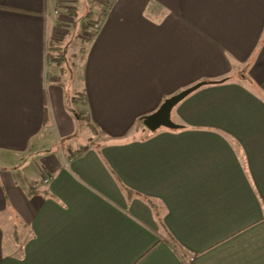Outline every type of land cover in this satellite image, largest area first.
<instances>
[{
	"label": "crops",
	"instance_id": "0c3cea01",
	"mask_svg": "<svg viewBox=\"0 0 264 264\" xmlns=\"http://www.w3.org/2000/svg\"><path fill=\"white\" fill-rule=\"evenodd\" d=\"M62 3L0 0V264H264V0Z\"/></svg>",
	"mask_w": 264,
	"mask_h": 264
},
{
	"label": "water",
	"instance_id": "95a60500",
	"mask_svg": "<svg viewBox=\"0 0 264 264\" xmlns=\"http://www.w3.org/2000/svg\"><path fill=\"white\" fill-rule=\"evenodd\" d=\"M225 81V80H224ZM224 81L220 82H201L192 87H189L182 92L166 99L161 107L148 116H144L142 118L144 126L151 132H157L158 130L165 128L169 130H178L182 127L176 124L172 119V112L176 106H178L182 101H184L187 97L191 94L199 90L200 88L210 84L216 85L223 83Z\"/></svg>",
	"mask_w": 264,
	"mask_h": 264
},
{
	"label": "rangeland",
	"instance_id": "374dc122",
	"mask_svg": "<svg viewBox=\"0 0 264 264\" xmlns=\"http://www.w3.org/2000/svg\"><path fill=\"white\" fill-rule=\"evenodd\" d=\"M91 1H94L92 3ZM83 5L87 8H92L94 11L95 9L99 10V13L106 10V0H83V3H81V6ZM81 21V20H80ZM66 65V64H65Z\"/></svg>",
	"mask_w": 264,
	"mask_h": 264
},
{
	"label": "built area",
	"instance_id": "2783aa9c",
	"mask_svg": "<svg viewBox=\"0 0 264 264\" xmlns=\"http://www.w3.org/2000/svg\"><path fill=\"white\" fill-rule=\"evenodd\" d=\"M57 1V3H58V7L60 8V7H62L63 6V3H62V0H56ZM107 2L108 1H110V0H106ZM49 2H51V0H48V3ZM106 2V4H108ZM104 12V11H103ZM57 14H59V10H57V12H56ZM101 21H97V22H95L93 25H92V30L93 31H98L99 29H100V27H101ZM91 37H92V35H91ZM90 36H89V38H91ZM49 60V59H48ZM52 181V178H48V179H46L45 180V184H49L50 182Z\"/></svg>",
	"mask_w": 264,
	"mask_h": 264
},
{
	"label": "trees",
	"instance_id": "16d2710c",
	"mask_svg": "<svg viewBox=\"0 0 264 264\" xmlns=\"http://www.w3.org/2000/svg\"><path fill=\"white\" fill-rule=\"evenodd\" d=\"M107 7V6H106ZM72 10H75V7L74 6H71L70 7ZM73 16V15H72ZM74 17V16H73ZM58 50V49H57ZM61 52H58V54H60ZM140 123H142L143 124V121L140 119ZM170 243L172 244V245H175L176 244V242H175V240L173 239V238H170Z\"/></svg>",
	"mask_w": 264,
	"mask_h": 264
}]
</instances>
